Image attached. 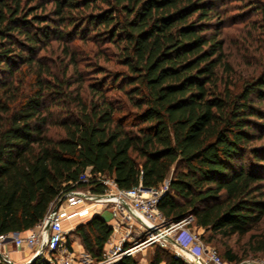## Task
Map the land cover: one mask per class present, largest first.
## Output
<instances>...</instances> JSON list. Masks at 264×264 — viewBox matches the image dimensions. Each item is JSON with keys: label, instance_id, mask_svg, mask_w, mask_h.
I'll return each mask as SVG.
<instances>
[{"label": "trees", "instance_id": "obj_1", "mask_svg": "<svg viewBox=\"0 0 264 264\" xmlns=\"http://www.w3.org/2000/svg\"><path fill=\"white\" fill-rule=\"evenodd\" d=\"M231 1L0 0V234L34 228L69 190L102 192L87 169L121 188L169 179L160 211L193 214L208 240L264 219V56L237 77ZM76 233L99 260L113 227L95 214ZM248 245L264 253V232ZM149 264L195 263L156 245Z\"/></svg>", "mask_w": 264, "mask_h": 264}, {"label": "built area", "instance_id": "obj_2", "mask_svg": "<svg viewBox=\"0 0 264 264\" xmlns=\"http://www.w3.org/2000/svg\"><path fill=\"white\" fill-rule=\"evenodd\" d=\"M103 185L101 195L106 198V204H111L113 215V231L120 233L117 242L111 241L104 249L103 256L93 262L92 259L76 257L70 251L66 241V229L63 225L65 218L78 213L68 212L62 207L83 204L86 199H94L91 190L86 192L80 189L69 190L59 198H63L60 208L53 212V207L45 218L34 228L21 232L0 234V253L3 259L10 264H20L12 261L6 248L8 241H12L16 250H29L33 257L43 256L53 264H114L124 255H133L143 245L159 242L167 245V237L176 242L178 249L175 255L195 264H255L251 261L233 262L222 258L215 248L208 247L201 235L189 227L194 221L190 214L180 222H171L159 209V201L167 192L170 181L166 179L159 185H147L143 182L130 187L121 188L111 177L100 173L92 174L89 169L80 175V181L90 179ZM87 207L79 213L87 212ZM50 221L49 227L47 222ZM161 222V223H160ZM138 229L146 232V238L134 239ZM133 242V243H131Z\"/></svg>", "mask_w": 264, "mask_h": 264}, {"label": "rangeland", "instance_id": "obj_3", "mask_svg": "<svg viewBox=\"0 0 264 264\" xmlns=\"http://www.w3.org/2000/svg\"><path fill=\"white\" fill-rule=\"evenodd\" d=\"M262 3L264 4V0H232L229 2L230 9L227 11V16H232V18L230 17V23L227 24L224 31L226 40L225 48L229 53V59L235 67L237 77L240 75L246 79L262 70V64L260 63L262 60H259V58H261L262 53L264 56V33H261L264 24V16L254 8L255 6H251L253 4L260 5ZM233 19H236L237 23H231ZM254 23L257 29L253 27ZM252 40H255L254 43H252ZM107 217H109V215H107ZM70 227V225H66V241L69 237L71 244L74 245V250L80 255L79 252L82 251L80 248L83 249V246L75 242L76 237L71 235L72 229ZM189 227L201 235L203 242L208 247L215 248L222 256L226 249L222 242L226 241L233 249V252L238 255L237 262L251 261L255 264H264V253L250 251L248 245L251 233L264 232V219L249 233L245 235H233L227 239L217 235L214 240H208L210 232H206L194 222L189 224ZM133 233L134 239L146 238V232L144 230L138 229ZM151 245L153 248H150ZM156 245H160L173 253L178 249L177 246L172 243L163 246L159 242H155L153 244L143 245L141 248L145 247L144 249L147 248V250H144V252H142V250L136 252L133 256L140 261L143 253L149 250L153 252ZM93 261H95V259L92 258L91 262Z\"/></svg>", "mask_w": 264, "mask_h": 264}, {"label": "crops", "instance_id": "obj_4", "mask_svg": "<svg viewBox=\"0 0 264 264\" xmlns=\"http://www.w3.org/2000/svg\"><path fill=\"white\" fill-rule=\"evenodd\" d=\"M79 189H80L79 191H81V192L82 191L86 192L87 190H91L92 191V195H94L93 196L94 199H92V200L91 199H86L83 204H77V205H69V203H65L64 202L62 207L64 209H66L68 212L78 211V213L73 214L71 217L65 218L64 221H63V225H64L65 229H66V225L67 224L71 226L70 227L72 229L71 230V235L76 237L75 242L82 245L81 239H80L79 235L76 233V228L81 223H84V222L90 220L95 214L102 215L111 226H113L114 220H113V215H112L111 204H106L107 203L105 201L106 198H104L101 195V192H98L97 190H95L91 185H88L86 187L79 188ZM85 207H87L88 211L85 212V213H81L80 214L79 211L80 210H84ZM107 215H109V217H107ZM72 231H75V232H72ZM21 233H24V232H21ZM119 236H120V233H115L113 231V233L111 235V238L106 243L105 248L109 246V243L111 241L117 242L118 239H119ZM6 248L9 251V257L11 258V260L15 261L17 263H20V264H24L26 261L31 260L32 257H33L32 253L29 252V250H27V249H25V250H16L15 249V245H14V243L12 241H8L7 242ZM69 248H70V251L73 252V254L76 257H83V258H86V259H92V257L85 251L84 247H83V249L80 248V250H82V251L79 252L80 255H78L76 253V251L74 250V245L73 244H71V247H69ZM144 248H141L140 250H138L136 252H139L141 250H142V252H144V250L146 251L147 248L146 249H144ZM150 248H153V246L151 245ZM154 250H153V252H154ZM153 252L149 250L148 252L143 253V255H142V257H141V259L139 261V264H149Z\"/></svg>", "mask_w": 264, "mask_h": 264}, {"label": "water", "instance_id": "obj_5", "mask_svg": "<svg viewBox=\"0 0 264 264\" xmlns=\"http://www.w3.org/2000/svg\"><path fill=\"white\" fill-rule=\"evenodd\" d=\"M62 202H63V198L59 199V200L57 201V203L53 206V210H52V211H53V212H56V211L60 208ZM49 224H50V221L47 222V227H49ZM167 241H168L169 243H172V244L176 245V242H175L174 239H172L171 237H167ZM37 257H38V256L35 255L34 257H32V259H31L30 261H28V262H26V263H24V264H30V263H31L34 259H36Z\"/></svg>", "mask_w": 264, "mask_h": 264}]
</instances>
